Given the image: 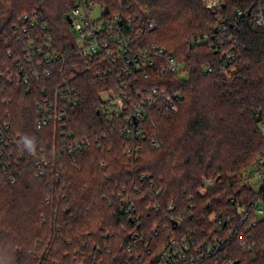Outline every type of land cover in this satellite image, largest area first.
Returning <instances> with one entry per match:
<instances>
[{
	"label": "trees",
	"instance_id": "16d2710c",
	"mask_svg": "<svg viewBox=\"0 0 264 264\" xmlns=\"http://www.w3.org/2000/svg\"><path fill=\"white\" fill-rule=\"evenodd\" d=\"M94 1L110 11L127 5L143 44L172 54L179 69L139 73L125 89L126 109L143 87L155 95L136 124L137 156L124 153L129 140L100 97L117 93L119 81L93 76L80 61L77 70L71 61L63 67L78 97L64 129L55 121L38 128L37 104L53 98L58 76L17 80L26 40L14 26L36 12L54 44L65 46L71 0H0V264H129L136 252L147 259L187 230L198 241L222 239L201 264H264V212L250 215L256 223L242 237L234 232L240 206L264 202L263 190L245 183L249 169L264 166V0H222L215 10L202 0ZM63 130L88 143L55 156Z\"/></svg>",
	"mask_w": 264,
	"mask_h": 264
},
{
	"label": "built area",
	"instance_id": "2783aa9c",
	"mask_svg": "<svg viewBox=\"0 0 264 264\" xmlns=\"http://www.w3.org/2000/svg\"><path fill=\"white\" fill-rule=\"evenodd\" d=\"M205 8L215 10L222 5V0H202ZM126 6L117 11H110L104 5L94 0H71L69 15L71 19V27L75 33H70V38L65 46L55 45L54 39L49 32L47 22L42 16L33 13H24L20 16L19 22L14 26L15 34L19 38L26 40L23 46V57L20 62L19 71L16 75L17 80L22 83H28L29 75L34 78L47 77L50 81L58 76L56 93L51 99L50 96L44 95L41 104H37L38 119L36 126L47 125L50 121L58 122L59 129H64L66 121L69 118V109L71 106L78 104L76 96V88L70 83V77L63 72L64 65L71 61V68L77 70L79 61L82 67L87 71H91L95 77H107V80L115 76L117 83V93L111 89L103 90L100 97L104 101V112L109 120L116 118L118 124L115 126L118 132L123 135L129 142L124 147V153L137 156L141 151L134 141L142 136V131L137 128L136 124L139 118L145 113L147 107L156 104L155 95H144L146 87L142 88V92L138 91V99L129 103L127 108L128 96L125 89L133 85L137 80V74L142 73L144 77L150 75L152 69L158 68L160 72L167 70L169 72H177L179 64L172 54H167L164 50L156 45L146 46L143 44L142 27H136L134 16L127 13ZM238 15L241 11L238 10ZM257 23L262 22V16L255 18ZM148 27L152 28L154 23L149 20ZM229 56L228 54L226 55ZM78 60L74 62V60ZM159 59L163 64L159 67ZM25 63V66H23ZM61 64L60 68L56 67ZM14 72L9 74V80H12ZM151 91L156 94L157 88L153 87ZM175 98H177L175 96ZM116 99V103H113ZM170 107L173 106L169 102ZM5 123V128H8ZM65 131V130H63ZM264 134V124L261 126ZM2 127L0 126V133ZM63 135L67 139L61 140V146L54 150L55 156L60 154L70 155L79 146L88 143H80L75 140L70 130L65 131ZM151 144L154 147L162 145L159 139H152ZM260 166L264 164V160H259ZM47 160L42 159L38 164V175L44 173V167ZM100 165H104L101 161ZM246 181L252 182L247 184L254 190L259 187L264 194V166L253 167L247 171ZM13 181V179H12ZM205 183L212 184L211 179L205 180ZM255 184L258 188H255ZM264 202L257 198L252 200V206H240L239 212L242 222L236 224V232H240V237L248 228L255 225L256 219H250L252 213L261 215L264 212ZM125 209L132 211V205L126 204ZM131 218H134L131 213ZM247 223V224H246ZM137 237L136 235L134 238ZM198 241L189 230L182 234H178L170 238L156 253L149 255L144 259L139 252L134 254V261L129 264H201L206 257L211 256L219 248V243ZM242 247L246 246L244 238L240 241ZM145 245V244H144ZM136 247V240L126 246V251L132 253ZM149 251V250H147ZM217 264V261L215 262ZM228 264V261H223ZM108 264V263H105Z\"/></svg>",
	"mask_w": 264,
	"mask_h": 264
},
{
	"label": "rangeland",
	"instance_id": "374dc122",
	"mask_svg": "<svg viewBox=\"0 0 264 264\" xmlns=\"http://www.w3.org/2000/svg\"><path fill=\"white\" fill-rule=\"evenodd\" d=\"M68 25H69V24H68ZM68 29H69V31H70L71 34H74V33H75L74 28L71 27L70 25L68 26ZM112 101H113V103H116V99H113ZM247 184H248V185H249V184H252V182L247 181ZM255 188H256V189L258 188V185H257V184H255Z\"/></svg>",
	"mask_w": 264,
	"mask_h": 264
},
{
	"label": "water",
	"instance_id": "95a60500",
	"mask_svg": "<svg viewBox=\"0 0 264 264\" xmlns=\"http://www.w3.org/2000/svg\"><path fill=\"white\" fill-rule=\"evenodd\" d=\"M65 20L67 21L68 24H71V19L69 15H66Z\"/></svg>",
	"mask_w": 264,
	"mask_h": 264
}]
</instances>
